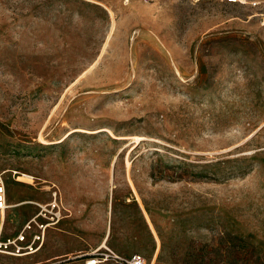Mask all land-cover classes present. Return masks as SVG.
I'll list each match as a JSON object with an SVG mask.
<instances>
[{
  "label": "rangeland",
  "instance_id": "1",
  "mask_svg": "<svg viewBox=\"0 0 264 264\" xmlns=\"http://www.w3.org/2000/svg\"><path fill=\"white\" fill-rule=\"evenodd\" d=\"M259 20L219 0H0L4 237L55 191L119 257L264 264ZM42 250L0 264H85Z\"/></svg>",
  "mask_w": 264,
  "mask_h": 264
},
{
  "label": "built area",
  "instance_id": "2",
  "mask_svg": "<svg viewBox=\"0 0 264 264\" xmlns=\"http://www.w3.org/2000/svg\"><path fill=\"white\" fill-rule=\"evenodd\" d=\"M133 0H123L124 4ZM229 5L245 6L256 11V16L260 18L259 25L264 29V0H219ZM36 206L37 213L28 220L22 230L15 236L4 237L5 214L7 210L6 186L3 173L0 172V254L11 257L31 256L41 250L44 243V236L49 228L55 227L63 218L64 209L61 200L57 197V192L51 193V200L45 204L30 202ZM95 251L87 256L85 264H101L108 261L119 262L120 264H147L145 259L133 254L129 258H120L114 253L107 251Z\"/></svg>",
  "mask_w": 264,
  "mask_h": 264
},
{
  "label": "crops",
  "instance_id": "3",
  "mask_svg": "<svg viewBox=\"0 0 264 264\" xmlns=\"http://www.w3.org/2000/svg\"><path fill=\"white\" fill-rule=\"evenodd\" d=\"M62 208L64 209L65 215L60 220L59 224L55 227L49 228V230L45 233L44 243L41 248V250L43 249V260L52 261L77 258L85 261L87 256L92 255L97 250H103V247H106V250L114 254L119 252L127 253L134 251L132 248L122 249L121 245L117 243V240H110L109 227L108 229L99 230L96 238L91 237V233H94V230L90 229L84 221V217H74V215H76V211L66 207L65 210L63 204ZM81 213H84V211ZM96 217H100V214H97ZM50 229L52 231H50ZM102 231L104 232L102 233ZM130 256L124 258H129Z\"/></svg>",
  "mask_w": 264,
  "mask_h": 264
},
{
  "label": "bare ground",
  "instance_id": "4",
  "mask_svg": "<svg viewBox=\"0 0 264 264\" xmlns=\"http://www.w3.org/2000/svg\"><path fill=\"white\" fill-rule=\"evenodd\" d=\"M23 176V178H26V179H32L31 177H29L28 175H22ZM25 204H27V203H25ZM19 205H8L7 206V210H10V209H14V208H16V207H18ZM104 249L106 248V247H103ZM36 254V253H35Z\"/></svg>",
  "mask_w": 264,
  "mask_h": 264
}]
</instances>
